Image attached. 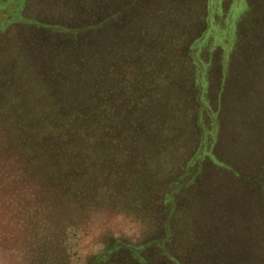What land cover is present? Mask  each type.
<instances>
[{"label":"rangeland","instance_id":"rangeland-1","mask_svg":"<svg viewBox=\"0 0 264 264\" xmlns=\"http://www.w3.org/2000/svg\"><path fill=\"white\" fill-rule=\"evenodd\" d=\"M82 1L0 0V264H264V215L253 214L258 204L250 198L252 182L264 175V26L247 23L254 13L264 18V0H242V9L240 0H217L208 8L215 31L206 29L212 38L200 47L210 63L209 109H218L213 144L201 135L197 100L178 104L174 114L166 105L191 92L181 44L203 32L208 0H138L137 14L122 19L110 11L131 0ZM104 14L112 31L80 43L30 26ZM123 39L124 61L108 52ZM164 51L170 62L153 61ZM119 86L135 111L124 129L119 120L101 123L105 108L90 101ZM76 88L87 103L80 116L63 123L52 116V126L34 118L26 145L34 154L26 151L15 103L25 107L52 91L76 97ZM160 235L171 263L163 250L146 247Z\"/></svg>","mask_w":264,"mask_h":264},{"label":"trees","instance_id":"trees-1","mask_svg":"<svg viewBox=\"0 0 264 264\" xmlns=\"http://www.w3.org/2000/svg\"><path fill=\"white\" fill-rule=\"evenodd\" d=\"M86 0L82 1V3H84ZM99 1V0H97ZM102 1V0H101ZM101 1L99 2V9L97 10V15L103 14V10L101 8ZM215 1L217 0H208V6H207V15L205 16V24H204V30L203 32L195 38H189L186 41H184L181 44V51H183V55L186 57L185 63L187 64V61L189 63V67L191 69V76L193 77V86L191 89V92L189 93V96H186L185 98L182 97L181 101H170L166 102V105L168 107V109L173 110V114L174 111L177 109V105L178 104H182L185 102H192V99L197 100V111H196V119L199 123V125L201 126V135L206 137V135H208V139H210V142L212 141L211 144H213V142H215L216 138H217V134H218V121H217V110L218 109H214L213 111H210V107L208 105V97H207V89L209 87L210 81L207 80L208 78V69L210 66V63L207 62L205 59H203L201 57V51L202 48L200 47L201 45V39L207 36V39L209 40V38L211 39L212 37H210V32L208 33V35H206V29H208V27L210 26V31H215V15L213 14L211 16V22L207 21V17L209 14V10L208 8L211 7L214 3H216ZM220 1V0H218ZM217 1V4L219 3ZM66 2V3H65ZM65 4H71L69 3V0H65ZM76 0H74L73 4H75ZM233 6L236 3V0H233ZM88 4V3H87ZM136 4H138V0H131L128 4H126L125 6H123L122 8L118 9L117 11H110V14L116 13L117 16L122 17L124 16V14H126L129 11H134ZM245 3L242 2V0L239 1L238 3V7L239 9H242L245 7ZM119 5L115 6V8H117ZM233 6H231V10H235V8H233ZM88 7V5H87ZM114 9V8H113ZM102 10V11H101ZM229 11V10H228ZM223 12V11H222ZM222 12L220 14H222ZM233 12V11H232ZM134 13H136V11H134ZM141 13L144 14V11H141ZM137 14V13H136ZM252 15V14H251ZM250 15V16H251ZM105 17V19H103L102 17L96 19V20H87V21H80V20H76V25H66L63 22H60L59 24H52V23H41V25H38L37 23H30V26H34L35 29H39L43 30V31H48L49 33H55V34H60V35H66V34H73L76 35V43H80L82 41L85 40H89V37H86V34H90L91 36H95V33L98 34L99 32H103V31H107L110 30V32L113 29V26H108L105 25L104 22L110 18H108L109 16L104 14L103 15ZM113 17V16H110ZM135 17L138 16H133V17H128L129 19H134ZM252 20L251 19H247V23H249L248 28H250V30H253V28L255 29V25L257 24V28L259 27H263L264 26V18H262V16H255V13L252 15ZM262 18V19H261ZM88 21H96V22H88ZM103 21V22H102ZM129 23V22H128ZM127 23V24H128ZM232 27H233V22H231ZM145 29V28H144ZM147 29V28H146ZM145 29V30H146ZM233 32V31H232ZM250 32V31H249ZM85 34V37L82 36ZM109 34V33H108ZM225 34V33H224ZM180 35V33L178 34ZM177 35V36H178ZM145 36H147L145 34ZM222 36V35H221ZM224 37H226V34L224 35ZM233 38V34H231V39ZM205 39V40H207ZM233 40V39H232ZM124 41V42H123ZM223 41V40H222ZM221 41V43H222ZM112 47H108V52L111 51V55L112 56H121L122 55V61H124L123 57H124V52H122V45H125V39L122 40V42H119L117 44H110ZM109 45V46H110ZM174 45V43H173ZM177 45H175L174 47L171 45L170 48L172 49V53L173 55H176V53L178 51ZM108 52L106 54H108ZM175 52V54H174ZM161 54V53H159ZM171 54L168 55L167 51H164V54H161L162 59H155L153 61H158V63L161 61L163 62H170L171 61ZM181 54V55H182ZM199 55V58H198ZM109 56V54H108ZM170 59V60H169ZM223 59V58H222ZM221 59V60H222ZM187 60V61H186ZM205 62H203V61ZM227 59H223L222 63H223V68L226 66V61ZM109 61H110V57H109ZM204 63L206 65H204ZM155 66H153L154 68ZM222 69V77L225 75V69ZM156 70H160V65L155 67ZM113 70V66L111 68L110 71ZM155 71V70H154ZM160 72H162V77L166 76L169 71L168 70H164L161 69ZM154 77L159 76L157 74H153ZM170 77V76H169ZM199 88V90L196 91V93L194 92V88ZM105 92V96H100V97H93L92 99H90V101L95 104H103L104 111H101V116L96 117L97 119L101 120V123L106 122L107 120H119L117 126H120L122 129H124L125 127L130 126L131 127V123L128 122V120L131 118L132 114L135 112L130 113V110L134 109L131 105H132V101L130 99H128L127 96V91L126 88L123 89L122 86H119L118 88H114L111 89V87H109ZM80 93L81 90L76 88V95L74 93V96L76 97H69L68 95H65V92H51V97L48 95H41L40 98H38L37 100H28V104L25 105V107L21 104V102H16L15 105H17V108L19 109L16 112V121H15V125L17 126H21V136L22 138H20V144L23 147H26L27 145V136H28V127L32 126V125H36L35 124V119H37L38 117H42V126L43 125H49L52 126L53 124L49 123V120L52 119V116H55L57 118V120H60V122H62V119H76V116H80V114L78 113V111L80 110V106L83 105L85 106L87 103H85L84 105V100L80 99ZM48 94V93H47ZM108 94V95H107ZM159 95V94H158ZM206 97V98H205ZM71 102V105H67L66 102ZM83 102V103H82ZM165 100L162 102L164 103ZM81 104V105H80ZM219 108V107H218ZM101 110V109H100ZM170 110V113H171ZM209 111V112H208ZM78 113V114H76ZM205 116L207 118H205ZM83 118V117H82ZM7 123V122H6ZM63 123V122H62ZM69 124H71L69 122ZM74 124V123H73ZM109 125L112 124L108 123ZM115 124V123H113ZM23 126V127H22ZM100 126V125H99ZM103 126V125H101ZM97 127L98 131L103 132L105 129L102 127ZM108 126V125H107ZM46 142V140H45ZM48 145V144H47ZM46 143L41 142L40 146L41 148L45 149L44 147L47 146ZM34 147L28 146L26 147V151H30L32 154H34L33 151ZM36 150V148H35ZM44 151V150H43ZM92 152V151H91ZM210 157L214 160V161H218L219 159H217L214 153L209 154ZM167 157V156H165ZM186 168V167H185ZM171 168L166 167L163 171L166 174V172L168 171V173H172L173 171H170ZM175 185V184H174ZM252 185L254 187V189L251 191V195L250 198H252L255 202V204L257 203L258 206H256L257 211L253 212V214L255 215H264V175H260V177L256 180V178L254 179V181L252 182ZM167 186V185H166ZM165 187V183L160 187V191L162 192V189ZM172 188V187H171ZM169 188V189H171ZM165 190H167L165 188ZM170 192L167 193L168 197L170 198L173 197L176 193H177V189L175 190H169ZM256 191V192H255ZM166 195V194H165ZM252 196V197H251ZM163 200H168L166 197H164ZM256 204V205H257ZM260 206V208H259ZM256 209H254L253 211H255ZM259 211V212H258ZM165 222V220L162 221V224ZM166 229H164L165 231ZM164 231L161 229V233ZM164 240H166V237H164L163 235H160V238L158 240H155L154 243H152L153 245H147L146 247L150 246L153 250H155L156 252H162V250L164 251V255L167 258V261L170 262L172 261L170 258V254L168 253V251H166V249L164 248ZM116 245L118 247H122L123 249L126 248L129 252L135 253L134 251V247L127 242H120V243H116ZM115 245L110 247V251L112 249H114ZM145 247L142 248V250H140V254L144 260H146L147 258L145 257V255L143 254ZM136 250V249H135ZM137 251V250H136ZM138 252V251H137ZM138 252V253H139ZM163 254H161L162 256H164ZM171 263V262H170ZM173 264H175V261L173 260Z\"/></svg>","mask_w":264,"mask_h":264}]
</instances>
